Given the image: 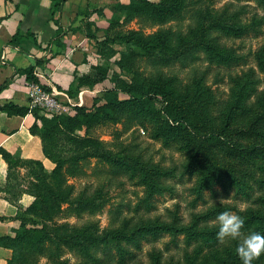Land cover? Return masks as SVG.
<instances>
[{
  "label": "rangeland",
  "instance_id": "374dc122",
  "mask_svg": "<svg viewBox=\"0 0 264 264\" xmlns=\"http://www.w3.org/2000/svg\"><path fill=\"white\" fill-rule=\"evenodd\" d=\"M186 2L184 19L161 24L155 17L134 18L114 26L108 35L134 30L149 36L172 30L187 36L192 2L209 12L210 19L216 14L238 13L236 21L226 23H249L256 31L241 38L215 33L225 50L237 58L226 65H211L201 59L168 67L141 62L138 78L148 86L158 70L176 77L179 92L193 112L188 115L191 123L179 122L178 129L171 132L162 128V123L174 122L172 116L180 108L170 106L167 112L161 97L155 108L161 113L154 120L132 105L113 111L104 108L108 90L116 91L120 100L130 98L120 88L122 81L132 83L133 76L116 64L125 46L111 43L101 50L99 43L108 36L101 34L94 44L93 65L105 66L108 73L86 92L83 106L100 110L102 124L91 136L101 140L102 150L123 158L125 165L90 157L65 164L57 175H52L53 162L51 167L44 166L49 186L57 193L50 199L44 190L50 213L43 214L45 208H31L39 198L36 193L42 190H34L33 168L14 155L9 171L14 194L33 197L19 216L42 219L45 227L23 230L19 219L10 264H243L235 250L236 240L218 241L217 216L223 211L240 215L245 221L244 234L261 230L262 221H251L252 217L264 218V0ZM130 3L125 0L122 4ZM61 105L64 112L39 108L48 118L75 113ZM83 135V131L75 133ZM69 139L70 135L63 139L64 157L96 152L95 147L79 149ZM228 142L257 146V150L240 156L229 149ZM74 169L78 170L76 176L71 175ZM254 264H264V255Z\"/></svg>",
  "mask_w": 264,
  "mask_h": 264
},
{
  "label": "trees",
  "instance_id": "16d2710c",
  "mask_svg": "<svg viewBox=\"0 0 264 264\" xmlns=\"http://www.w3.org/2000/svg\"><path fill=\"white\" fill-rule=\"evenodd\" d=\"M52 1V16L59 12L64 3L67 0H51ZM187 0H162L160 3L150 2L148 0H131L129 5L118 3L116 9L121 12V17L111 23L110 28L105 32L106 35L111 32L114 26H121L132 21L134 18H147L151 17L161 24H165L170 21L184 19L188 12H183V9L187 8ZM197 2V1H196ZM196 2L193 3L194 10H191L189 19L191 20V26L188 31V35H183L180 31L172 30H159L149 36H142L137 31L131 30L128 33L118 34L117 36L111 35L106 36L103 41L99 44L101 45V50L104 46L113 43H119L125 46L124 52L121 53V58L117 61L118 67L125 73L133 76V82L122 81V87L120 90L125 92L130 96L129 99L120 100L118 93L114 90L106 91L105 99L106 103L103 104L104 108L109 111L124 109L132 105L136 107L140 113L145 117L150 116L151 119H156L160 116V111L156 108V103L161 97V103L165 106L168 112V107H177L180 109L176 116H172L171 124L166 121L162 123V128L168 129V132L178 129L179 122L191 123L188 115L191 116L193 112L188 110V102L184 99L180 90L179 83L176 77H170L164 73L162 70L157 71V75L151 81V85L144 83V79H140V64L143 60L150 62L152 65L157 67H168L174 62H179L182 66H186L190 63H195L198 60H206L211 65H226V63H232V59H237L235 56H231L228 51L225 50L220 44L219 37L215 36L217 31H221L228 38L233 37H244L248 33L254 30L252 24H241L240 22H235L232 24H227L226 21L232 19L236 21L240 15L238 13L223 16L221 14H216L215 18L210 19L211 14L204 11V8L195 6ZM155 17V18H154ZM62 30L59 28L56 40L61 37ZM23 36L21 34H16L13 37L12 44L18 45ZM109 37V38H108ZM112 37V38H111ZM111 38V39H110ZM103 54V53H101ZM204 57V58H202ZM34 68H28L23 71L27 75L28 81L37 80L33 74ZM108 68L105 66L94 67L93 74L82 75L77 78L76 89L70 91V95L75 97L78 95L79 88L83 86H88L90 88L94 87L98 82L102 81L107 77ZM177 85V86H176ZM179 88V90H178ZM167 104V105H166ZM147 107H151L149 109ZM185 107V112L183 111ZM148 111H147V109ZM182 108V109H181ZM2 109L6 110L9 114L15 115H25L28 113L29 109L16 106L14 104L4 105ZM36 122L33 125L31 132L41 138L43 144V150L47 158L53 162L56 167L52 171V175H57L62 173L63 167L69 162L77 163L84 158H101L107 163H115L125 165L123 158L113 156L112 152L104 151L101 149V140L92 137L94 129L102 124L103 118L99 112L100 110H92L86 106H76L75 113L73 115H68L62 113L55 115L52 118L44 115V112L36 107L31 110ZM78 131H83V136H75ZM72 145L78 144L79 149L82 147H95L96 152L92 154L82 155L81 153L74 152L70 157H64V137H69ZM229 149L235 153L243 156L247 153H252L257 150V146L245 147L239 144L228 142ZM75 149V148H74ZM72 148L69 149V151ZM0 155L3 156L8 164V170L12 169V162L14 160V155L10 154L3 148H0ZM17 156V155H16ZM18 159L21 158L18 156ZM22 162L32 166L33 175L35 178V189H42L37 192L36 195L41 200L37 198L31 208L33 209H43L45 208L43 214L50 213V207L46 206V198L43 197V192L47 189V194L50 199L56 197V191L49 186V173L45 170L44 165L39 161L32 160H21ZM74 167V166H71ZM39 168L38 170L35 169ZM71 175L76 176L77 171L74 169ZM60 200L66 203H71L66 198L60 197ZM29 211V210H27ZM31 211V209H30ZM21 217V218H19ZM21 220V229L23 230H36L39 226L45 227V222L40 219H31L27 216H17ZM263 219V220H262ZM260 220L261 230L259 232L264 233V218L262 217H252L251 221ZM17 233V232H16ZM17 240V236H5L0 238V246L10 248L13 250L14 242ZM11 259L8 261L10 264Z\"/></svg>",
  "mask_w": 264,
  "mask_h": 264
},
{
  "label": "crops",
  "instance_id": "0c3cea01",
  "mask_svg": "<svg viewBox=\"0 0 264 264\" xmlns=\"http://www.w3.org/2000/svg\"><path fill=\"white\" fill-rule=\"evenodd\" d=\"M118 3L125 0H67L53 19L51 0H0V148L21 160L39 161L46 168L51 167L41 138L31 132L36 122L31 110L39 108L34 90L54 93L73 112L76 106L87 102L85 94L91 92L90 87H80L75 97L70 91L76 89L79 76L88 75L97 66L93 65L92 53L100 35L121 17L116 9ZM59 28L62 34L56 40ZM19 33L23 36L20 43L12 44ZM31 67L37 80L28 81L23 73ZM8 104L29 111L11 115L2 109ZM14 192L8 164L0 155V238L16 234L20 209L33 201L28 193L18 197ZM12 252L0 246V264H8Z\"/></svg>",
  "mask_w": 264,
  "mask_h": 264
},
{
  "label": "clouds",
  "instance_id": "9594fccd",
  "mask_svg": "<svg viewBox=\"0 0 264 264\" xmlns=\"http://www.w3.org/2000/svg\"><path fill=\"white\" fill-rule=\"evenodd\" d=\"M219 230L216 233L220 243L226 239L237 241L236 252L243 264H254L261 255H264V233L251 231L243 233L245 223L243 217L231 211H223L218 214Z\"/></svg>",
  "mask_w": 264,
  "mask_h": 264
},
{
  "label": "built area",
  "instance_id": "2783aa9c",
  "mask_svg": "<svg viewBox=\"0 0 264 264\" xmlns=\"http://www.w3.org/2000/svg\"><path fill=\"white\" fill-rule=\"evenodd\" d=\"M33 97L36 105L44 110L53 111L62 109L61 103L57 100L55 94L48 90L36 88Z\"/></svg>",
  "mask_w": 264,
  "mask_h": 264
}]
</instances>
